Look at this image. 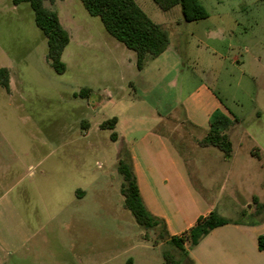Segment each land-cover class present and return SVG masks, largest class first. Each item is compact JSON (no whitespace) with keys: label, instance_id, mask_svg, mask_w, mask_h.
Returning <instances> with one entry per match:
<instances>
[{"label":"rangeland","instance_id":"1","mask_svg":"<svg viewBox=\"0 0 264 264\" xmlns=\"http://www.w3.org/2000/svg\"><path fill=\"white\" fill-rule=\"evenodd\" d=\"M134 1L169 38L141 69L80 0L45 1L70 36L58 74L29 3L0 0V68L9 69L11 90L0 87V246L18 250L19 263L190 264L166 229L145 228L123 206L119 160L150 130L167 133L220 215L264 217V0H198L208 15L195 21L179 5ZM83 88L88 97L74 96ZM198 90L241 121L227 130V179L222 152L200 148L206 132L191 123ZM240 208L258 214L243 218Z\"/></svg>","mask_w":264,"mask_h":264},{"label":"crops","instance_id":"2","mask_svg":"<svg viewBox=\"0 0 264 264\" xmlns=\"http://www.w3.org/2000/svg\"><path fill=\"white\" fill-rule=\"evenodd\" d=\"M234 58L238 59L236 56ZM7 70L8 89L1 88L10 94V75L8 68ZM193 97L198 103V106L194 107V112L198 116H191L192 126L196 130L203 129L207 132L209 117L217 109L232 118L231 112L227 111L215 95L208 91L199 92L198 90L189 97V101ZM240 122L238 120L231 126L229 134L235 132V128L238 127V124L240 125ZM229 139L231 140V137ZM205 147L207 146H200V148ZM196 150L198 149L196 148ZM128 153L142 201L151 215L163 221L170 237L181 236L199 217L205 216L211 211L220 215L216 211L219 203H216L215 198L208 200L194 188L186 157L179 151L167 133L159 130L145 132L131 142ZM195 154L198 153H192L191 149L190 157H195ZM232 158V152L229 157H224L223 153L220 157L219 161L222 162L223 167V173L221 171L220 176L224 177L223 179H227L232 171L228 166ZM245 167H249V165L246 164ZM240 168L242 169V167ZM247 204L249 203H243L244 206ZM257 205H259L258 202ZM239 211L243 218L251 216V214H258L255 213L258 212L257 209L254 210V213L241 208ZM224 218L230 222L213 228L195 246L189 247L185 242L182 244L190 264H264V251L257 247V237L264 233V217H260L257 221ZM25 223L29 224V221H25ZM18 229L20 230V228ZM0 248L2 247L0 246ZM7 256H10V261L5 259ZM13 256H17L15 263L11 259ZM0 264L23 263H19L18 250L0 249Z\"/></svg>","mask_w":264,"mask_h":264},{"label":"trees","instance_id":"3","mask_svg":"<svg viewBox=\"0 0 264 264\" xmlns=\"http://www.w3.org/2000/svg\"><path fill=\"white\" fill-rule=\"evenodd\" d=\"M45 1L54 0H12L14 5L21 2L29 3L34 13V22L46 37V59L54 71L61 74L66 67L61 60L62 52L70 40L68 31L60 23L56 11L48 8ZM86 11L101 20L105 30L118 42L135 53L137 69H141L149 58L161 54L169 45L167 31L158 23L151 20L134 0H80ZM162 10H169L179 5L183 19L195 21L207 17V12L198 0H153ZM0 87L8 89V70L0 68ZM90 88H83L74 96L88 97ZM236 122V119L223 112L215 110L209 117V128L198 143L201 146H214L224 155L229 157L232 152V143L227 130ZM116 118L107 121L110 129L114 128ZM105 124H102V126ZM114 138V132L112 134ZM118 172L122 176L120 193L123 197V206L134 217L136 222L145 228L151 229L161 225L163 221L151 215L146 209L137 186L136 176L132 169V162L128 153V161L119 160ZM255 199V198H254ZM264 204L259 205V209ZM230 222L218 215L215 211L199 217L196 222L184 231L181 236L166 235V239L183 250V243L189 247L195 246L199 240L213 228ZM167 233V232H166ZM257 247L264 251V233L257 237ZM131 261H127L129 264ZM168 264H178L171 258Z\"/></svg>","mask_w":264,"mask_h":264}]
</instances>
